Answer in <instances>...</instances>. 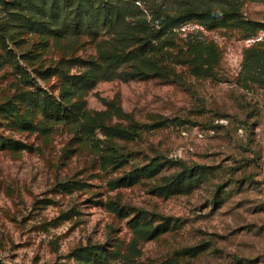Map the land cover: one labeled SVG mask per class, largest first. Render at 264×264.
I'll use <instances>...</instances> for the list:
<instances>
[{"label": "rangeland", "instance_id": "374dc122", "mask_svg": "<svg viewBox=\"0 0 264 264\" xmlns=\"http://www.w3.org/2000/svg\"><path fill=\"white\" fill-rule=\"evenodd\" d=\"M260 50L264 0H0V264H264Z\"/></svg>", "mask_w": 264, "mask_h": 264}, {"label": "trees", "instance_id": "16d2710c", "mask_svg": "<svg viewBox=\"0 0 264 264\" xmlns=\"http://www.w3.org/2000/svg\"><path fill=\"white\" fill-rule=\"evenodd\" d=\"M256 58L254 59L255 68L257 69L259 74V83L260 85L264 86V50H260L255 53ZM60 111V106L58 104H54L51 106L47 104L45 108L42 110V112L47 113L48 115H52L56 112ZM2 143V140L0 139V144ZM81 256L78 258L79 261L82 260V258H86L87 260H90L92 262H96L98 264H105V261L100 257L96 251L92 250L91 248H83L80 252Z\"/></svg>", "mask_w": 264, "mask_h": 264}]
</instances>
